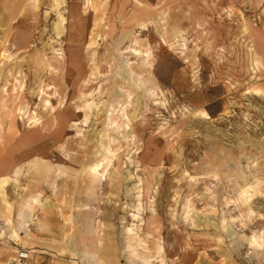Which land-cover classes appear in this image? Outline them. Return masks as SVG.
<instances>
[{"label":"rangeland","instance_id":"obj_1","mask_svg":"<svg viewBox=\"0 0 264 264\" xmlns=\"http://www.w3.org/2000/svg\"><path fill=\"white\" fill-rule=\"evenodd\" d=\"M2 51L0 232L36 195L54 264H264V0H0ZM38 243L0 236V264Z\"/></svg>","mask_w":264,"mask_h":264},{"label":"bare ground","instance_id":"obj_2","mask_svg":"<svg viewBox=\"0 0 264 264\" xmlns=\"http://www.w3.org/2000/svg\"><path fill=\"white\" fill-rule=\"evenodd\" d=\"M63 23H65V17L63 16L61 12H59L58 20L56 22V28L58 32L61 31V25ZM0 55L2 56L5 55V52L4 51L0 52ZM252 57H253V63L258 65V62H259L258 55L256 53H253ZM92 104H93V101H92ZM93 153L95 156V160L89 164H85V167H87L89 172L98 179L99 184H102L103 181L106 179L107 172L110 166L112 165L114 154L111 152V150L109 149V146L106 144L103 138H101V141L99 142V144L96 145V148ZM7 182H8V178L6 177L0 178V187L4 188ZM2 191L3 189L0 190L1 201L3 202L5 207H9L11 204L7 200L5 195H3ZM248 191H249V188L247 190H242L241 195L248 199V196L251 195V193H248ZM17 201L19 204H21L20 217L18 219L19 221L17 222V225H16L15 223L12 222L13 220L11 221L10 219H7V220L5 219L6 228L4 227L2 232H0V236H7L9 239H15L19 241L22 238L20 233L24 231L26 234L27 231L29 230V224H30L29 221L32 220L31 218L32 217V207L31 206L33 204L39 203L40 201L38 200L36 195L25 196V194L23 196H20L19 199H17ZM250 212H253V209H250ZM249 244L250 246L254 247V250L257 251L256 253H258L260 256H262V258H264V231H262L258 235L254 233L251 237H249ZM73 249L76 250L78 254H80V252L78 251L76 247H73ZM83 253L86 255L88 252H85L83 250ZM17 260H16V264H20V260L18 258ZM87 261H89L88 262L89 264H93L92 262H90V260H87Z\"/></svg>","mask_w":264,"mask_h":264},{"label":"crops","instance_id":"obj_3","mask_svg":"<svg viewBox=\"0 0 264 264\" xmlns=\"http://www.w3.org/2000/svg\"><path fill=\"white\" fill-rule=\"evenodd\" d=\"M82 174H80V175H82ZM87 174H89L91 177H95L89 171H88ZM87 189H89V188H87ZM89 191L92 192L93 189L92 190L89 189ZM39 203H42V200H40ZM58 218H62V215H59L56 211H54V212L52 211L50 214L45 215L44 219L41 220L40 226H42L41 227L42 231L34 233V232H31V230L29 228V230L27 231L26 234H25L24 231L21 232L20 234H21V236L23 238V239L21 238V241L23 243L27 242V239L29 240L31 238V235H33V234L36 235L37 239L39 240V243H38L39 247H35V246H32V245H29V246H27V245L26 246L25 245H19V247L16 248V253H17V249L26 248V249L30 250V258H31L32 264H37V257H40L39 258V259H41L40 263H43V264H54V263H56L57 259H59V256H60V254L62 252V249H63L62 244L57 241L58 240V236L60 235L61 232L59 230H56V229L52 228V223L56 222L57 220H60ZM72 219L74 220V215L73 214H72ZM51 240H55V241H53V243H52V242H50ZM66 242H67V245H68V248H69L70 252L73 255H76V254H74V249H73L74 243H73V241L71 239V236L67 237ZM36 251L41 252L40 253L41 255L40 256L35 255ZM82 255H84V253H80L79 256H82ZM79 256H77V257H79ZM15 259L17 260V258H15Z\"/></svg>","mask_w":264,"mask_h":264},{"label":"built area","instance_id":"obj_4","mask_svg":"<svg viewBox=\"0 0 264 264\" xmlns=\"http://www.w3.org/2000/svg\"><path fill=\"white\" fill-rule=\"evenodd\" d=\"M17 258L20 260V264H32L29 249L26 248L17 249Z\"/></svg>","mask_w":264,"mask_h":264}]
</instances>
